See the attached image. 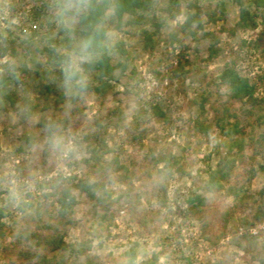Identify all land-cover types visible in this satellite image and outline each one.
<instances>
[{
  "label": "rangeland",
  "instance_id": "obj_1",
  "mask_svg": "<svg viewBox=\"0 0 264 264\" xmlns=\"http://www.w3.org/2000/svg\"><path fill=\"white\" fill-rule=\"evenodd\" d=\"M254 1L152 0L120 21L111 0L100 27L115 71L98 95L64 64L54 70L55 55L87 56L80 74L99 60L80 34L81 0H0V264H264V8ZM230 69L260 106L232 99ZM99 123L109 150L89 163ZM53 136L75 150L54 151ZM222 157L232 170L211 189ZM79 180L103 185L110 208L96 209Z\"/></svg>",
  "mask_w": 264,
  "mask_h": 264
},
{
  "label": "trees",
  "instance_id": "obj_2",
  "mask_svg": "<svg viewBox=\"0 0 264 264\" xmlns=\"http://www.w3.org/2000/svg\"><path fill=\"white\" fill-rule=\"evenodd\" d=\"M83 3V7L87 6L85 12L80 17V34L83 37L85 49L88 54L93 56H99L98 61H91L89 63H83V69H84V75L91 76L93 81L92 85L89 86L88 84L86 87H81L82 90H91L95 92L98 95H102V93L106 92L108 88L111 87L110 80L114 77V71L115 68L111 65V57L108 51V38L106 37L105 30L100 27L103 21V16L105 14V10L107 9V6L111 3V0H105L102 4H98L96 0H81ZM177 1V0H176ZM254 3L258 4V6H261L264 8V0H255ZM152 0H115V14L117 15L118 19L121 21L125 14L136 16L140 14L141 12H146L151 8ZM37 15H40V13H37ZM242 23L246 26H256L255 21L252 18V15H250V12L246 9H242ZM191 20V18H190ZM188 21V24L190 22ZM251 24V25H250ZM150 39V37H148ZM69 45H71L72 40L68 41ZM151 41V40H150ZM121 55H125V50L121 49V47H118L117 49ZM15 52V51H14ZM52 52V51H51ZM53 53V52H52ZM15 54V53H14ZM54 61V70L58 72V74L63 75L64 68L60 67L61 64H64L65 70L68 69L69 64L71 63V59L68 55H55L53 58ZM66 72V71H65ZM83 74L77 73L74 78H72V81L80 80L84 77ZM67 77V75H66ZM222 80L224 83L229 85L230 91L232 93L231 97L232 99H237L240 101L246 102V104L251 105L253 107L260 106L261 101L256 99L254 97V89L250 85L249 81L247 79H244L238 75V73L234 70H226L222 76ZM9 80L7 77H3L1 79V82H6ZM94 83H96L94 85ZM51 93L50 88L47 86V90L45 93H42L44 96V100L47 103V96ZM31 110H33L32 106H29ZM115 113V112H114ZM111 115L108 116V118ZM225 122V117H220L218 124L221 126V129L225 131V126L222 125ZM99 126V132L98 134H92L88 137V140L90 142V152L92 153V159H90L87 162H97L100 161V159L108 152L109 148L107 145V139L104 135L105 132L101 133V131L106 130V126H104L102 123L98 124ZM238 127L235 126L234 130L231 132H237ZM50 132H52V129H50ZM258 145L260 147H264V136L261 137V139L258 141ZM264 152V149H263ZM230 156V152H229ZM223 159L220 161L218 166V171L215 173L220 178L215 180V177H212V182L209 183V188H213L214 186H219L221 180L226 179L229 177V174L232 170V164L233 159H230L228 157H222ZM116 165L118 166V162L116 161ZM119 168V169H118ZM116 170H121L120 166ZM123 168V167H121ZM75 188L80 189L86 195L92 199L95 200L97 198V194L100 193L99 190L101 188H104L103 185L97 184V183H90L87 180H79V182L74 185ZM71 189H67V192L64 194L65 196L60 201L62 205V217L65 219L68 216L69 213V207L66 206L67 198L72 197L70 194ZM264 195V191L262 193ZM106 193H102L99 198H97V204L95 205V208H101L103 205L106 206L105 210H108L111 205H109V197H104ZM64 235L61 236V238L57 242V246L64 245L63 242ZM56 244V243H54ZM65 246V245H64ZM90 264H92L90 262Z\"/></svg>",
  "mask_w": 264,
  "mask_h": 264
},
{
  "label": "clouds",
  "instance_id": "obj_3",
  "mask_svg": "<svg viewBox=\"0 0 264 264\" xmlns=\"http://www.w3.org/2000/svg\"><path fill=\"white\" fill-rule=\"evenodd\" d=\"M86 59H88L87 56H80L72 60V62L68 66V69L66 70V75L69 80L74 78L76 74L79 72V66L77 60L83 62ZM78 83L80 84L81 87H86V80L84 78H81L78 81ZM49 144L54 151H58L61 153H69L75 150V146L73 145L71 138L53 136L50 139Z\"/></svg>",
  "mask_w": 264,
  "mask_h": 264
}]
</instances>
